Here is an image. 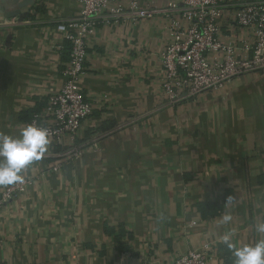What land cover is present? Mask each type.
<instances>
[{"label":"crops","instance_id":"1","mask_svg":"<svg viewBox=\"0 0 264 264\" xmlns=\"http://www.w3.org/2000/svg\"><path fill=\"white\" fill-rule=\"evenodd\" d=\"M79 12L80 0H0V133L18 136L63 83L71 43L60 25ZM160 18L101 24L90 40L83 154L50 144L23 170L34 184L0 212V264H154L204 241L218 246L217 264H233L224 232L235 228L241 245L264 238L254 230L264 222V72L170 99Z\"/></svg>","mask_w":264,"mask_h":264},{"label":"built area","instance_id":"2","mask_svg":"<svg viewBox=\"0 0 264 264\" xmlns=\"http://www.w3.org/2000/svg\"><path fill=\"white\" fill-rule=\"evenodd\" d=\"M159 16V83L170 99H194L227 88L242 76L264 72V0H80L79 14L60 25L71 43L69 60L60 72L64 81L49 93L45 108L30 122L48 129L49 145H63L67 158L83 154L77 142L95 107L82 83L88 45L101 24L127 21L136 26ZM62 165L57 161L52 169L59 171ZM33 184L24 178L22 184L0 186V212ZM197 224L190 222L192 227ZM217 252L215 243L204 241L154 264H217Z\"/></svg>","mask_w":264,"mask_h":264},{"label":"clouds","instance_id":"3","mask_svg":"<svg viewBox=\"0 0 264 264\" xmlns=\"http://www.w3.org/2000/svg\"><path fill=\"white\" fill-rule=\"evenodd\" d=\"M49 143L48 129L38 124H27L18 136L0 133V186L22 184L23 170L42 159ZM231 220V214L226 212L221 223L229 224ZM254 230L264 234V222L255 223ZM236 235V229L231 228L220 237V243L231 253L233 264H264V238L241 245L236 242Z\"/></svg>","mask_w":264,"mask_h":264}]
</instances>
